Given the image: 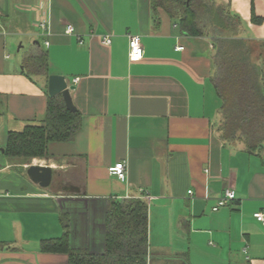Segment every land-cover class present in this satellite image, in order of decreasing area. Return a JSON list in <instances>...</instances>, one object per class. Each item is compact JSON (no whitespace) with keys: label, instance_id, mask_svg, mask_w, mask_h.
I'll return each instance as SVG.
<instances>
[{"label":"crops","instance_id":"obj_1","mask_svg":"<svg viewBox=\"0 0 264 264\" xmlns=\"http://www.w3.org/2000/svg\"><path fill=\"white\" fill-rule=\"evenodd\" d=\"M215 2L240 18L262 64L264 0L254 2L256 24L252 0ZM132 34L144 48L137 63ZM19 42L27 56L14 53ZM39 51L48 77L25 72ZM214 56L210 38L183 34L150 0H0V264H68L42 252L66 232L72 251L104 254L108 211L131 200L148 205L151 264H264V224L254 218L264 212V145L251 154L222 140ZM51 75L75 86L77 133L50 143L45 158L7 156L9 133L43 124ZM119 162L125 180L109 173ZM31 166L52 170L48 187L30 179ZM227 189L236 199L215 212Z\"/></svg>","mask_w":264,"mask_h":264},{"label":"trees","instance_id":"obj_2","mask_svg":"<svg viewBox=\"0 0 264 264\" xmlns=\"http://www.w3.org/2000/svg\"><path fill=\"white\" fill-rule=\"evenodd\" d=\"M252 23L262 19L254 11ZM151 10L166 13L189 37H207L215 49L214 89L220 101L218 132L226 143H241L251 154L264 145V62L257 45L241 37L242 22L215 0H150ZM28 76L49 74L47 53L39 51L24 61ZM80 113L70 112L62 96L48 98L42 125L11 132L6 155L27 160L48 156L50 143L72 140L80 127ZM65 228H67L66 222ZM42 252L68 256V264H151L149 259L148 205L141 200L114 202L107 216L106 250L93 255L72 251L69 235L44 241ZM190 264L187 259L179 263Z\"/></svg>","mask_w":264,"mask_h":264},{"label":"built area","instance_id":"obj_3","mask_svg":"<svg viewBox=\"0 0 264 264\" xmlns=\"http://www.w3.org/2000/svg\"><path fill=\"white\" fill-rule=\"evenodd\" d=\"M66 32L68 34L74 33V27L72 25H68ZM112 42L110 37H105L103 39L104 45H110ZM82 42H80L81 44ZM49 45V43H46ZM177 50H183V48H177ZM144 58V48L142 46L141 37L139 35H130L129 36V59L132 63H137L142 61ZM79 79H76L74 83H77ZM109 173L112 176H115L121 180L126 179L127 175V166L125 163L119 162L114 166L109 168ZM191 194V192H189ZM236 199V193L232 189H227L224 192V195L218 199L217 206L214 208V211L217 212L218 210L230 205ZM254 218L259 223L264 224V212H256L254 213Z\"/></svg>","mask_w":264,"mask_h":264},{"label":"water","instance_id":"obj_4","mask_svg":"<svg viewBox=\"0 0 264 264\" xmlns=\"http://www.w3.org/2000/svg\"><path fill=\"white\" fill-rule=\"evenodd\" d=\"M75 86H69L65 77L60 75H51L48 80V93L51 98L62 96L66 108L70 112H77L74 105L71 92ZM30 179L40 184L41 187H48L52 181L53 172L48 167L31 166L28 170Z\"/></svg>","mask_w":264,"mask_h":264},{"label":"rangeland","instance_id":"obj_5","mask_svg":"<svg viewBox=\"0 0 264 264\" xmlns=\"http://www.w3.org/2000/svg\"><path fill=\"white\" fill-rule=\"evenodd\" d=\"M14 53L17 55L27 56L29 53L28 51V45L26 43L19 42L18 44L14 45Z\"/></svg>","mask_w":264,"mask_h":264}]
</instances>
